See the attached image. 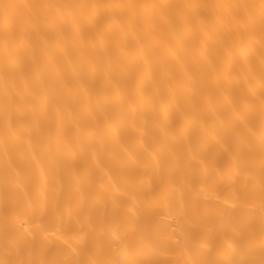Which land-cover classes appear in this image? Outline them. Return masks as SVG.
I'll use <instances>...</instances> for the list:
<instances>
[{
	"label": "bare ground",
	"instance_id": "obj_1",
	"mask_svg": "<svg viewBox=\"0 0 264 264\" xmlns=\"http://www.w3.org/2000/svg\"><path fill=\"white\" fill-rule=\"evenodd\" d=\"M0 264H264V0H0Z\"/></svg>",
	"mask_w": 264,
	"mask_h": 264
}]
</instances>
